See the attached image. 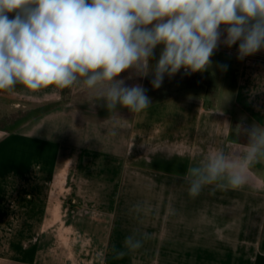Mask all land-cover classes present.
Returning <instances> with one entry per match:
<instances>
[{"label":"crops","instance_id":"crops-1","mask_svg":"<svg viewBox=\"0 0 264 264\" xmlns=\"http://www.w3.org/2000/svg\"><path fill=\"white\" fill-rule=\"evenodd\" d=\"M237 48L213 55L229 58L231 91L214 81L212 93L191 87L140 112H91L55 86L0 91L28 117L19 131L0 128V264H264V176L196 197L180 179L218 149L245 148L236 124L264 123V51L239 60ZM218 65L210 71L225 74ZM68 89L97 96L81 82ZM137 229L151 239L118 258Z\"/></svg>","mask_w":264,"mask_h":264},{"label":"clouds","instance_id":"clouds-1","mask_svg":"<svg viewBox=\"0 0 264 264\" xmlns=\"http://www.w3.org/2000/svg\"><path fill=\"white\" fill-rule=\"evenodd\" d=\"M221 44H238L239 60L264 51V0H0V91L17 85L33 92L67 89L81 82L104 101L110 117L118 108L140 112L152 100L145 87L126 80L151 75L152 88L159 89L180 69L186 75L207 71ZM158 45L163 47L152 64ZM218 67L227 71L228 65ZM234 131L247 136V151L236 160L218 149L189 165L180 179L190 196L206 186L240 189L249 165L264 158V123L237 124ZM149 239L150 233L135 230L118 258Z\"/></svg>","mask_w":264,"mask_h":264},{"label":"rangeland","instance_id":"rangeland-1","mask_svg":"<svg viewBox=\"0 0 264 264\" xmlns=\"http://www.w3.org/2000/svg\"><path fill=\"white\" fill-rule=\"evenodd\" d=\"M162 47V45L157 46V60L159 59V54ZM157 60L153 61V64H155ZM211 60L212 67L209 68L207 71L194 72L191 75H186L184 69H180L177 74H175L171 78L165 76L163 84L159 89L152 88V85L150 83L152 79L151 75L146 78H143L140 83L134 82L132 84L139 83L143 87H145L147 89V95L151 98L152 101L155 98H157L158 101L160 99H164L167 95L187 91L191 87L200 88L204 91L212 93L214 91V81L219 85L226 83L228 85L227 92L231 91L236 81V74L230 67L231 65L229 62V58L224 56H218L215 59L212 56ZM214 64L228 65L227 72L225 74H221L216 73L215 71H210L213 68ZM91 96L92 93L88 91L74 92L72 89H63L62 103L74 102L91 112H108L107 109L103 106V100L96 101V99H93ZM24 110L26 109L22 106H14L6 103L0 104V128L6 129L8 132L19 131L22 125L28 120V117L26 116ZM241 125H243L244 128L250 127L246 124ZM236 126L237 124L235 125V127ZM235 138L239 144L247 143V136L243 133H241L239 136L235 135ZM245 150V148H230V156L232 159L238 160L239 154H243ZM246 172L248 174L251 173L258 178H263L264 158L258 159L257 161L251 163L247 168ZM57 236L61 244L65 248L69 249L70 236H72V232L63 228L61 232L57 233Z\"/></svg>","mask_w":264,"mask_h":264},{"label":"trees","instance_id":"trees-1","mask_svg":"<svg viewBox=\"0 0 264 264\" xmlns=\"http://www.w3.org/2000/svg\"><path fill=\"white\" fill-rule=\"evenodd\" d=\"M155 101H157V98L153 99V101H152V102H155ZM98 113H100V112H98Z\"/></svg>","mask_w":264,"mask_h":264}]
</instances>
